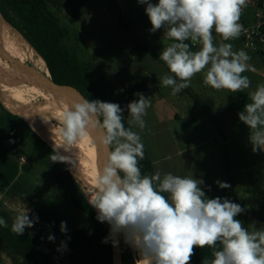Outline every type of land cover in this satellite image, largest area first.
I'll use <instances>...</instances> for the list:
<instances>
[{
    "label": "clouds",
    "instance_id": "1",
    "mask_svg": "<svg viewBox=\"0 0 264 264\" xmlns=\"http://www.w3.org/2000/svg\"><path fill=\"white\" fill-rule=\"evenodd\" d=\"M248 0H137L146 5L151 33L163 29L172 41L159 59L170 74L160 77L164 87L176 95L190 86L192 78L204 73L203 83L214 90L243 92L251 87L246 71H255L243 50L234 51L231 43H214L213 31L222 41L238 38L239 22ZM189 41L191 43H189ZM193 46L199 50L193 51ZM137 100L125 107V126L118 103L79 98L67 105L59 116V130L51 136L52 163L70 164L76 180L79 174L77 145L88 138L97 149L94 180L83 193L96 210V219L107 223L109 235L102 241L119 243L118 237L137 253L135 264H190L194 249H212V259L203 264H264V230L249 231L236 217L245 207L229 198H208L204 181L172 173L142 175L139 161L144 159L140 132L147 127L148 99L135 93ZM250 102L238 113L239 121L249 128L252 151L264 152V84L249 92ZM50 124L48 118H44ZM62 150V151H61ZM102 150V151H101ZM220 189L227 182L215 181ZM210 190V186H209ZM29 211L14 217L11 231L21 236L38 217ZM0 226L7 222L0 218ZM60 231L67 233L66 222ZM54 241V235L47 237ZM219 245V247H217ZM61 249L67 250L62 242Z\"/></svg>",
    "mask_w": 264,
    "mask_h": 264
},
{
    "label": "crops",
    "instance_id": "2",
    "mask_svg": "<svg viewBox=\"0 0 264 264\" xmlns=\"http://www.w3.org/2000/svg\"><path fill=\"white\" fill-rule=\"evenodd\" d=\"M157 2L152 0L154 4ZM77 3V17L72 22L68 19L69 33L63 43L82 62L92 66L95 81L103 90L132 88L125 106L138 99L134 95L137 92L148 99L150 107L144 118L147 127L142 132L134 129L140 132L154 171L162 175H193L205 182L202 186L208 189L210 186L211 192L216 190L220 195L223 192L215 183L217 180L227 182L231 189H240L244 185L241 172L264 164V152L252 151L249 128L238 116L250 102L249 92L264 84V56L249 55L248 63L255 71L243 73L251 81V87L243 92L214 90L204 85V73H199L188 88L173 95L172 89L160 81V77L170 73L159 59L163 48L172 41L163 34V29L150 32L146 5L138 4L137 0H78ZM113 4L122 13L125 25ZM222 42L231 43L234 51H240L239 39L234 42L217 38L214 43ZM125 106L123 114L128 119ZM21 154L32 162L27 171L17 159ZM22 202L30 209V218L41 219L52 231L50 234L57 232L58 240L33 242L40 236L36 223L21 236L16 233L10 236L7 228L0 226V264H69L68 250L61 249L66 239L60 224L64 221L67 227L84 225L71 221L68 213L67 220L61 214L57 221L55 204L70 202L62 198L53 176L41 163L28 125L2 104L0 218L12 220L24 213ZM8 203L11 206L6 209ZM10 237L12 245L6 243Z\"/></svg>",
    "mask_w": 264,
    "mask_h": 264
},
{
    "label": "trees",
    "instance_id": "3",
    "mask_svg": "<svg viewBox=\"0 0 264 264\" xmlns=\"http://www.w3.org/2000/svg\"><path fill=\"white\" fill-rule=\"evenodd\" d=\"M77 2L78 0H0V13L8 23L22 33L25 40L44 59L53 80L75 87L83 95L72 89L78 98L114 102L124 108L126 96L132 88L103 90L95 81L92 66L82 62L77 54L63 43L64 37L69 33L68 20L63 15V6L70 4L72 15L68 19L72 22L77 17ZM112 8L118 14L121 23L125 25L124 17L117 6L113 4ZM0 80L7 84L1 71ZM7 86L10 87L8 84ZM14 95L17 100L25 104L15 92ZM2 104L0 100V105ZM16 116L27 123L23 116L19 114ZM124 123L126 127L129 126L126 117ZM29 128L40 161L53 176L58 192L65 201L70 202L91 222L89 225L67 227L65 239L69 264H113L112 243L102 242L109 235V225L96 219V210L87 203L83 195L84 190L77 178L75 180L68 165L52 163L50 159L52 145L31 127ZM144 153V159L139 161L141 173L153 175L155 171L145 147ZM31 167V161L22 164V168L26 171ZM120 252L122 264H135V257L122 237ZM194 252L190 264H203L205 260L213 258L212 249L208 247L195 248Z\"/></svg>",
    "mask_w": 264,
    "mask_h": 264
},
{
    "label": "rangeland",
    "instance_id": "4",
    "mask_svg": "<svg viewBox=\"0 0 264 264\" xmlns=\"http://www.w3.org/2000/svg\"><path fill=\"white\" fill-rule=\"evenodd\" d=\"M63 15H65V19L68 20V18L72 15L71 12V6L70 4H67L66 6H63ZM1 15V14H0ZM252 19V16L250 12H242L240 23H246L249 22ZM0 26L2 31L4 32V35L7 36V39L9 41L12 40L13 36L15 39H17L20 50H21V57L24 58L25 62L32 63L30 60V57L34 56V58L42 60L44 63V59L36 52V50L25 40L22 33L19 32L17 29H15L10 23H8L3 16L0 17ZM213 37L214 42H216L217 38H221L218 34H216L213 31ZM239 38L233 39L232 41H236ZM238 42V41H237ZM237 45V44H235ZM0 46L4 48L3 44L0 40ZM237 49V48H236ZM3 63V61H2ZM33 64V63H32ZM46 64V63H45ZM4 73V72H3ZM5 74V73H4ZM18 76V75H16ZM19 84L27 83L28 86L33 89L31 86V83L26 80H19ZM32 93H34V97H30V94H26L29 97V101L25 104H20L19 102L13 100L10 95L9 91L3 89V87L0 85V100L2 103L9 108L10 110L14 111L16 114H19L23 116V112L25 110H28L32 113V115L39 120L40 118L43 119L44 116H48L51 118L53 125L55 127V130L48 129L47 130V137L44 138L50 145L53 146V141L51 139V136L55 135L56 132H58L60 124L57 119H55L53 116L49 114H44L39 110V103H41L43 100L40 96L37 95L36 91L34 89L32 90ZM24 117V116H23ZM25 118V117H24ZM26 120V118H25ZM27 121V120H26ZM28 127H31L29 122L27 121ZM57 129V130H56ZM62 151V150H61ZM25 158L24 162L19 160V156H17V159L23 164L27 162V157L24 154ZM69 169L73 172L71 169L70 164H67ZM81 175V176H80ZM242 180L244 181V185L239 189V187L234 188H227V189H219L223 192L222 195L218 194L216 190L211 192L208 188L202 186V189L205 191L208 198H215V197H227L232 202L240 204L242 207L246 208V211L244 213L239 214L236 218L241 220L244 224V227L247 228L249 231L253 230H264V164L257 165L255 167L247 168L244 171L241 172ZM77 180L82 186L84 192L87 190L86 187H88V183L83 179V176L81 174L80 168H79V174L77 175ZM235 177H233L234 179ZM248 196H247V195ZM8 207L6 209H9L11 204H7ZM22 210L23 212H26L27 210H30L28 206L22 202ZM55 212L56 216L55 218L61 219V214H64L65 220H67L66 215L67 213L70 215L71 221H75L76 224L81 225H87L89 224L90 220L78 209L73 207L70 203H61V204H55ZM14 219H5L7 222V230L9 231L10 236H13L14 232L11 231V225L13 223ZM36 225L38 226V230L40 232L39 239L34 240L33 242H46L47 237L50 235V231L47 226V224H44V222L39 219V221L36 222ZM28 230V229H27ZM44 233V234H43ZM52 235V234H51ZM54 237H58L57 232H55ZM23 238H26L23 236ZM55 238V242L58 240ZM27 240L29 238H26ZM6 240H3L2 242H5ZM8 245L13 244V239L8 240ZM4 243V244H6ZM133 256L135 257V260L138 259V255L136 252L130 248Z\"/></svg>",
    "mask_w": 264,
    "mask_h": 264
},
{
    "label": "bare ground",
    "instance_id": "5",
    "mask_svg": "<svg viewBox=\"0 0 264 264\" xmlns=\"http://www.w3.org/2000/svg\"><path fill=\"white\" fill-rule=\"evenodd\" d=\"M1 14V13H0ZM1 17V15H0ZM0 40L1 43L4 46V49L10 53L12 56L19 58L20 60H25L21 57V50L18 44L17 39L12 38L11 41L7 39V36L4 35V32L1 29L0 26ZM31 62L38 68L42 69L44 72L48 73L49 70L47 68V65L39 59L34 58V56L30 57ZM2 60L0 59V71L3 74L7 84L10 86L8 87L6 83H4L2 80H0V85L3 87V89L9 91L10 97L22 104L19 100L15 98L14 92L22 99L24 103H27L29 101V97L26 94H30V97H34V93H32V90L36 91L37 95L42 98V102L39 103V110L44 114H49L53 116L55 119L59 121V116L61 115L63 111V107L59 104L57 101L55 95L51 93L48 89H46L41 84H37L35 82H30L33 89H31L27 83L19 84L18 79H12L8 76L4 70H2ZM5 74H4V73ZM23 116L26 118V120L29 122L31 128L39 134V136L46 138L47 137V130L53 129L55 130V127L53 125V122L50 117L44 116V118H48L50 120V124H46L43 119L37 120L30 111L25 110L23 112ZM28 125V124H27ZM57 130V129H56ZM50 143V142H49ZM51 144V143H50ZM78 153H79V168L81 171V174L83 176V179L90 184L96 175V167H97V154L96 150L93 145L89 143V141L84 138L81 139L79 144L77 145ZM81 176V175H80ZM87 188V187H86Z\"/></svg>",
    "mask_w": 264,
    "mask_h": 264
},
{
    "label": "water",
    "instance_id": "6",
    "mask_svg": "<svg viewBox=\"0 0 264 264\" xmlns=\"http://www.w3.org/2000/svg\"><path fill=\"white\" fill-rule=\"evenodd\" d=\"M0 59L3 61L1 68L2 70H4V72L8 74L9 77H11L12 79L26 80L28 82H35L37 84H41L55 95L57 101L63 108L79 100V98L73 93L72 89L76 90L80 95H82L75 87L64 83L56 82L51 78L49 72L46 73L42 69L36 67L34 64L25 62L17 57L12 56L1 46ZM88 141L91 145H93L90 139H88ZM94 148L97 154V149L96 147ZM118 240L119 243L116 246H113L112 244L113 264H122L120 252L121 237H118Z\"/></svg>",
    "mask_w": 264,
    "mask_h": 264
},
{
    "label": "built area",
    "instance_id": "7",
    "mask_svg": "<svg viewBox=\"0 0 264 264\" xmlns=\"http://www.w3.org/2000/svg\"><path fill=\"white\" fill-rule=\"evenodd\" d=\"M243 12H250L252 19L242 23L243 31L238 37L240 50L248 55L264 56V0H248ZM197 48L198 46H193L192 50L196 51ZM24 158L23 155L19 156L20 161L24 162Z\"/></svg>",
    "mask_w": 264,
    "mask_h": 264
}]
</instances>
